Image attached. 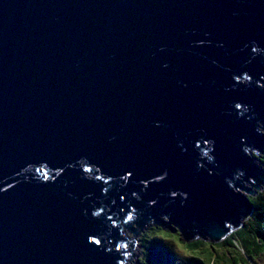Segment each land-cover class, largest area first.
<instances>
[{"label": "water", "instance_id": "obj_1", "mask_svg": "<svg viewBox=\"0 0 264 264\" xmlns=\"http://www.w3.org/2000/svg\"><path fill=\"white\" fill-rule=\"evenodd\" d=\"M262 130L264 0H0V264H125L150 223L220 241Z\"/></svg>", "mask_w": 264, "mask_h": 264}, {"label": "trees", "instance_id": "obj_2", "mask_svg": "<svg viewBox=\"0 0 264 264\" xmlns=\"http://www.w3.org/2000/svg\"><path fill=\"white\" fill-rule=\"evenodd\" d=\"M258 157L260 155L257 153L255 162ZM261 161L264 166V160ZM249 202V215L242 218L241 224L220 241L200 235L184 240L181 233L171 227L154 226L149 231L141 230L140 242L145 250L141 264L257 263L264 256V191L256 197L250 196ZM179 244L183 246L184 254L175 251Z\"/></svg>", "mask_w": 264, "mask_h": 264}, {"label": "rangeland", "instance_id": "obj_3", "mask_svg": "<svg viewBox=\"0 0 264 264\" xmlns=\"http://www.w3.org/2000/svg\"><path fill=\"white\" fill-rule=\"evenodd\" d=\"M250 154V152H248ZM260 157H258L257 161L254 162V165L257 167V168H263V164L261 160H264V155L263 154H260ZM250 156L253 157L252 154H250ZM251 157V158H252ZM256 157V156H255ZM254 158V157H253ZM252 158V159H253ZM264 191V183H259L258 182V190H257V194L256 196L259 194V193H262ZM163 220V219H162ZM165 223H168V219L165 218L164 220ZM154 226H157L156 224H152L150 223L149 227L146 228L145 230L149 231L150 228L154 227ZM134 227L137 229L138 227L134 225ZM143 230V229H142ZM136 231H139L138 229ZM141 231V230H140ZM140 231L137 233L135 239H134V242H135V246H134V253H133V256L134 257H130L129 259H127V264H141V260L142 258H145V256L143 257V253L145 252L144 248L142 247L141 245V242H140V239H141V233ZM146 231H144L145 233ZM127 236H130L131 237V232L127 230ZM180 247V248H179ZM179 247H176L175 251L179 254H184L183 252V246L181 244H179ZM143 264V263H142ZM253 264H264V256H262V258H260V261H257V263H253Z\"/></svg>", "mask_w": 264, "mask_h": 264}, {"label": "clouds", "instance_id": "obj_4", "mask_svg": "<svg viewBox=\"0 0 264 264\" xmlns=\"http://www.w3.org/2000/svg\"><path fill=\"white\" fill-rule=\"evenodd\" d=\"M262 134H264V130H262ZM256 154H257V153H254V154H253V157H255ZM258 154H259V153H258ZM152 224H153V223H152ZM149 225H150V224H148L145 228H142V229H146V228H148ZM133 226H134V225H133ZM135 226H136V225H135ZM137 227H138V226H137ZM137 229L140 230L139 227H138ZM137 229H136V230H137ZM142 229H141V230H142ZM128 231H130V230H128ZM130 232H131V231H130ZM126 233H127V230H124V231H123V236H124V238H125L126 240L131 239V237H130V236H127ZM134 246H135V242L133 243L132 250H131V246H128V250H131V252H130V254H129V256H128L127 259H129L130 257H134V256H133V253H134ZM122 251H126V248H122ZM127 259H126V261H125V264H127Z\"/></svg>", "mask_w": 264, "mask_h": 264}]
</instances>
